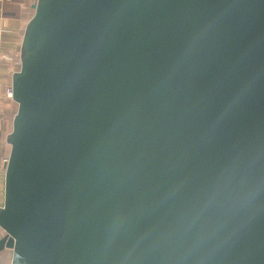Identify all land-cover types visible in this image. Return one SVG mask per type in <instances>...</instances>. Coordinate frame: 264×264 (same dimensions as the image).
<instances>
[{
    "label": "water",
    "instance_id": "water-1",
    "mask_svg": "<svg viewBox=\"0 0 264 264\" xmlns=\"http://www.w3.org/2000/svg\"><path fill=\"white\" fill-rule=\"evenodd\" d=\"M13 74L11 264H264V0H36Z\"/></svg>",
    "mask_w": 264,
    "mask_h": 264
},
{
    "label": "crops",
    "instance_id": "crops-1",
    "mask_svg": "<svg viewBox=\"0 0 264 264\" xmlns=\"http://www.w3.org/2000/svg\"><path fill=\"white\" fill-rule=\"evenodd\" d=\"M36 0H0V206L4 204V157L9 155L7 136L12 129L16 102L7 95L13 74L20 68L21 45L26 25L34 14ZM5 231L0 226V237ZM12 250L0 252V264H11Z\"/></svg>",
    "mask_w": 264,
    "mask_h": 264
},
{
    "label": "built area",
    "instance_id": "built-area-1",
    "mask_svg": "<svg viewBox=\"0 0 264 264\" xmlns=\"http://www.w3.org/2000/svg\"><path fill=\"white\" fill-rule=\"evenodd\" d=\"M7 95L9 97H13V87L12 86L8 88ZM7 161H8V156L4 157V162L7 163Z\"/></svg>",
    "mask_w": 264,
    "mask_h": 264
},
{
    "label": "rangeland",
    "instance_id": "rangeland-1",
    "mask_svg": "<svg viewBox=\"0 0 264 264\" xmlns=\"http://www.w3.org/2000/svg\"><path fill=\"white\" fill-rule=\"evenodd\" d=\"M16 109H17V103H16Z\"/></svg>",
    "mask_w": 264,
    "mask_h": 264
}]
</instances>
